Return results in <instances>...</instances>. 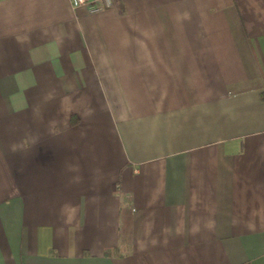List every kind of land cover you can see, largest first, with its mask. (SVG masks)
I'll list each match as a JSON object with an SVG mask.
<instances>
[{
  "label": "crops",
  "instance_id": "obj_1",
  "mask_svg": "<svg viewBox=\"0 0 264 264\" xmlns=\"http://www.w3.org/2000/svg\"><path fill=\"white\" fill-rule=\"evenodd\" d=\"M0 264H264V0H0Z\"/></svg>",
  "mask_w": 264,
  "mask_h": 264
},
{
  "label": "built area",
  "instance_id": "obj_2",
  "mask_svg": "<svg viewBox=\"0 0 264 264\" xmlns=\"http://www.w3.org/2000/svg\"><path fill=\"white\" fill-rule=\"evenodd\" d=\"M74 5H85L90 11L102 9L105 7H111L113 0H70Z\"/></svg>",
  "mask_w": 264,
  "mask_h": 264
}]
</instances>
